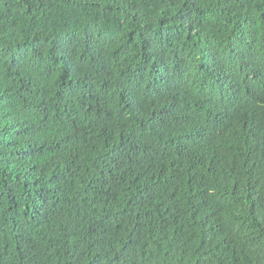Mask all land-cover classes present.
<instances>
[{"label": "trees", "instance_id": "obj_1", "mask_svg": "<svg viewBox=\"0 0 264 264\" xmlns=\"http://www.w3.org/2000/svg\"><path fill=\"white\" fill-rule=\"evenodd\" d=\"M0 264H264V0H0Z\"/></svg>", "mask_w": 264, "mask_h": 264}]
</instances>
